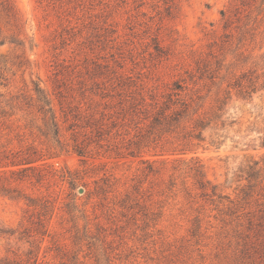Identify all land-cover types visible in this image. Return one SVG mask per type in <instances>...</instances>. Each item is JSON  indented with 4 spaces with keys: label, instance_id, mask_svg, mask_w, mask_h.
I'll list each match as a JSON object with an SVG mask.
<instances>
[{
    "label": "rangeland",
    "instance_id": "374dc122",
    "mask_svg": "<svg viewBox=\"0 0 264 264\" xmlns=\"http://www.w3.org/2000/svg\"><path fill=\"white\" fill-rule=\"evenodd\" d=\"M12 1L18 21L0 13V41H7L0 44V94L29 92L40 81L51 95L67 94L89 122L79 138L90 143L88 155L71 151L49 160L46 180L34 190L25 186L55 201L51 235L42 242L37 264L63 263L53 237L69 258L78 254L84 264H96L98 255L109 257L112 264H234L231 232L214 220L216 212L203 201L189 203L182 179L171 187L175 164H156L161 169L156 175L149 171L151 161L162 159L153 156L151 138L150 147L136 157L121 147L138 127L146 133L149 124L142 116L124 117L138 88L145 87L142 94L151 103V90L168 91L200 58L216 53L231 59L237 40L228 37L222 12L233 16L236 0ZM11 38L22 45L11 44ZM251 48L263 53L264 37ZM254 103L256 110L246 102H233L239 124L221 148L201 149L196 155L208 180L233 197L235 188L245 183L237 182L239 170L250 162L264 165V149L244 146L259 145L250 141L256 134L242 138L254 116L264 114V99ZM102 124L106 132L90 134ZM63 134L72 144L71 132ZM187 186L197 193L190 179ZM151 204L159 219L151 216ZM73 206L78 219L67 212ZM199 215L203 231L194 236L191 228ZM28 216L23 203L0 197V233L18 231L14 237L0 234V264H26L29 244L19 233L29 227ZM87 224L92 239L76 245L75 227L83 233Z\"/></svg>",
    "mask_w": 264,
    "mask_h": 264
},
{
    "label": "trees",
    "instance_id": "16d2710c",
    "mask_svg": "<svg viewBox=\"0 0 264 264\" xmlns=\"http://www.w3.org/2000/svg\"><path fill=\"white\" fill-rule=\"evenodd\" d=\"M233 7V16L222 12L224 29L230 32L228 37L237 40L233 50L231 45V59L228 55L220 59L216 53L200 58L196 67L186 70V77L174 81L168 91L161 92L158 87L151 90V103L142 94L145 87L138 88L137 99H129L128 109L123 110L124 117L130 116L135 120L142 116L149 124L146 125V133L138 127L139 132L121 149L128 151L130 157L139 156V150L150 147L151 138V148L155 151L153 156L162 158L151 161L148 168L151 174L161 171L156 164H175L171 187L182 179L180 182L189 203L200 200L216 212L214 220L231 232L234 264H264V165L261 167L259 161L250 162L239 170L237 182L245 183L235 188L233 197L208 180L205 167L196 156L201 149L221 148L230 131L239 124L233 102H246L256 110L255 99H264V52L257 54L256 48H251L259 36L264 37V0H236ZM0 13L19 19L12 0H0ZM6 42L2 40L0 44ZM9 42L22 45L21 41L13 38ZM73 103L74 100L63 91L51 95L40 81L33 82L29 92L10 97L0 94V197L23 203L25 214L29 215V227L23 226L19 233V239L26 238L29 244L26 264L38 263L42 242L51 235L50 223L56 208L50 195L30 193L25 186L34 190L46 180L44 170L50 166L49 160L71 151L80 157L88 155L87 145L90 143L86 144L79 138L81 129L88 128L89 122H85L87 117ZM261 111H264L262 107ZM107 128L102 124L90 134L106 132ZM63 131L71 132L72 144L63 140ZM245 132L244 140L256 134L250 141L260 143L245 147L264 149V114L254 116ZM189 179L197 193L187 186ZM70 185L75 189L73 182ZM152 206L151 216L159 219L160 215L153 211ZM67 212L73 219L79 218V210L75 206ZM203 226L200 215L194 218L193 235H201ZM17 232L0 234L14 237ZM88 232V224L83 233L75 227L76 245L82 240L92 239ZM52 240L62 264H84L78 254L69 258L58 240L54 237ZM92 246L94 244H90ZM96 264H112V260L98 255Z\"/></svg>",
    "mask_w": 264,
    "mask_h": 264
},
{
    "label": "water",
    "instance_id": "95a60500",
    "mask_svg": "<svg viewBox=\"0 0 264 264\" xmlns=\"http://www.w3.org/2000/svg\"><path fill=\"white\" fill-rule=\"evenodd\" d=\"M83 191H84L83 189H80V193H81V194L83 193Z\"/></svg>",
    "mask_w": 264,
    "mask_h": 264
}]
</instances>
